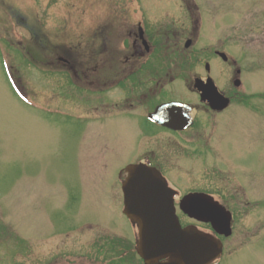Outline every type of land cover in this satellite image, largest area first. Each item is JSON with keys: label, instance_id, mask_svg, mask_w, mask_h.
<instances>
[{"label": "flooded vegetation", "instance_id": "obj_1", "mask_svg": "<svg viewBox=\"0 0 264 264\" xmlns=\"http://www.w3.org/2000/svg\"><path fill=\"white\" fill-rule=\"evenodd\" d=\"M47 1L30 2L39 8L42 3L48 5L51 2ZM84 1L73 2L81 14L87 13L88 16L73 18L74 46L68 55L56 56L57 64H48L43 29L31 31L26 12L14 9L27 7L26 10L29 2L8 0V6L5 5L7 1L0 2L1 48L9 52L5 47L10 45L6 42L17 37L14 25L25 26L24 30L32 42L29 48L19 49L20 57L33 63L36 71L57 73L60 99L55 101L56 105L52 108L48 100H32L31 105L38 102L43 111L73 121L80 127L81 136L91 138L96 150L92 151L94 147H91L90 152L98 158L94 162L95 167L116 171V175L108 181L119 186L120 203L115 204L122 209V216L127 218L122 192L127 168L144 165L157 170L174 193L176 215L182 227L195 226L221 240L225 248V242L230 237L217 234L211 224L188 218L180 206L188 195L204 194L212 198L230 212L233 234V213L220 200L227 199L226 190L222 189L223 186L217 188L214 185L221 183L218 181L223 178L224 167H228L230 173L225 176L226 181H232L230 165H223L218 149L222 135L230 128L231 115L239 111L240 106L246 109L252 106L253 109L250 100H238L245 76L238 55L229 53L224 47L213 45L202 48L198 45L203 34L211 37L218 34L217 26L208 31L203 8L194 0H169L170 3L125 0L123 9L112 1ZM104 8L108 10L103 13ZM45 21L41 14L40 24L44 26ZM18 35L21 36L19 32ZM178 81L188 86L191 97H173L179 92L170 87ZM227 86L231 88L230 92ZM202 87L209 94L216 91L228 100H202ZM114 90L129 91V97L118 96L112 100L110 94ZM18 91L21 93V89ZM21 95L24 98L23 91ZM95 123L97 127L92 125ZM172 167L179 171L186 169L188 175L178 177L181 173L170 172ZM197 170H201V178L192 176ZM199 184L202 186H197ZM224 184L227 185L226 182ZM128 221L134 230L133 240L109 238L106 229L111 228L104 226L100 246L93 242L94 247L99 248V251L94 249V255L95 252L96 255L101 254L106 264H144L138 254L137 224L130 219ZM83 227L94 230L101 225L84 224ZM9 236L10 229L0 226L3 260L13 264L16 247H10ZM72 261H63L59 257L55 258V262L45 264H75Z\"/></svg>", "mask_w": 264, "mask_h": 264}, {"label": "rangeland", "instance_id": "obj_2", "mask_svg": "<svg viewBox=\"0 0 264 264\" xmlns=\"http://www.w3.org/2000/svg\"><path fill=\"white\" fill-rule=\"evenodd\" d=\"M2 1L8 6V0ZM30 1L28 9H14L26 12L31 31L43 29L48 64H57L58 36L68 38L65 32L60 34L63 26L69 22L66 31L74 33L73 18L88 14H81L73 4L78 0H51L39 8ZM93 1H112L121 9L126 6L125 0ZM194 1L203 8L208 31L217 26L218 34H203L198 45L224 47L238 55L245 72L238 100H250L254 109L240 106L218 143L223 165H230L233 176L232 181H226L230 173L224 167L225 179L214 187L226 188L222 187L227 199L220 200L233 213V234L225 242L223 257L215 264H264V0ZM107 10L104 8L103 13ZM41 14L46 18L44 26L40 24ZM14 26L17 37L6 42L12 51L0 46V209L4 212L0 211V226L10 229L6 239L11 248L16 247L13 264H45L59 257L75 264H106L101 254L94 255L104 236V226L111 228L106 229L109 238L131 241L134 237L131 223L115 204L120 203L119 186L108 181L116 171L95 167L98 158L90 152L94 147L91 138L81 136L80 127L73 121L43 111L38 102L31 105L32 100H48L52 108L56 105L60 99L57 73L36 71L33 63L20 57L19 49L29 48L32 40L24 30L27 27ZM72 39H66L70 50ZM181 81L170 87L179 92L173 97H191L190 89ZM226 89L230 92L231 88ZM110 95L112 100L129 97V91L114 90ZM174 168L170 172H180L178 177L188 175L186 169ZM200 174L197 170L192 176L201 178ZM84 224L101 227H94V232ZM2 255L0 249V264H8Z\"/></svg>", "mask_w": 264, "mask_h": 264}, {"label": "water", "instance_id": "obj_3", "mask_svg": "<svg viewBox=\"0 0 264 264\" xmlns=\"http://www.w3.org/2000/svg\"><path fill=\"white\" fill-rule=\"evenodd\" d=\"M210 95L214 100L222 98L216 91ZM122 191L124 213L138 226V254L145 264H211L222 257L219 239L193 226L181 227L174 209V193L157 170L129 166ZM181 205L191 218L211 224L219 235L231 236V214L212 198L192 194Z\"/></svg>", "mask_w": 264, "mask_h": 264}, {"label": "bare ground", "instance_id": "obj_4", "mask_svg": "<svg viewBox=\"0 0 264 264\" xmlns=\"http://www.w3.org/2000/svg\"><path fill=\"white\" fill-rule=\"evenodd\" d=\"M74 20H73V22H72V25H74ZM69 22H67L66 23V25L65 26H63V29H62V31L63 32H61L60 34H62L63 35V33H64V35L65 34H67V37L68 38H65L66 36H58V38H59V40H60V44H59V46H58V51H57V55L56 56H66V55H68V53H70L71 52V50L70 49H68V47L66 46V43H67V41H66V39H69V40H71L72 38H73V34H72V32H70V31H66V30H68L69 29ZM56 54V53H55ZM211 91V90H210ZM219 95L220 96H222L223 97V95H221L220 93H219ZM201 99L202 100H214V97H212L210 94H209V92H208V90H206L205 89V87H202L201 88ZM221 99H223V100H228L227 98H225V97H223V98H221ZM218 100V99H217ZM198 195H204V194H198ZM205 196V195H204ZM219 204V203H218ZM219 206L221 207V208H223L225 211H227L221 204H219ZM182 207H183V205H181L180 206V209H181V211L188 217V218H190V219H193V218H191L190 217V215H188L187 213H185L184 212V210L182 209ZM174 209H175V206H174ZM227 212H229V211H227ZM175 213H176V209H175ZM230 213V212H229ZM125 214V213H124ZM126 216V215H125ZM127 217V216H126ZM178 217V216H177ZM128 218V217H127ZM129 219V218H128ZM179 219V218H178ZM195 220V219H194ZM197 221V220H196ZM179 223H180V220H179ZM180 225H181V223H180ZM181 227H182V225H181ZM188 227V226H187ZM193 227H195V226H193ZM182 228H186V227H182ZM197 228V227H196ZM198 230V229H197ZM199 232H201V233H203L202 231H200V230H198ZM205 235H208V236H211V235H209V234H206V233H204ZM221 236H223V235H221ZM231 236H232V234H231ZM231 236H229V237H231ZM213 237V236H212ZM224 237V236H223ZM222 243V242H221ZM222 246H223V248H222V255L225 253V248H224V245H223V243H222ZM143 261V260H142ZM162 261H165V260H161L160 262H162ZM216 262H218L217 260L216 261H214V262H212L211 264H215ZM143 263H144V261H143ZM145 264V263H144Z\"/></svg>", "mask_w": 264, "mask_h": 264}]
</instances>
